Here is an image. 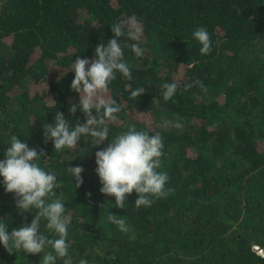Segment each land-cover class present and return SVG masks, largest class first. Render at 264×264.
<instances>
[{
	"label": "trees",
	"instance_id": "obj_1",
	"mask_svg": "<svg viewBox=\"0 0 264 264\" xmlns=\"http://www.w3.org/2000/svg\"><path fill=\"white\" fill-rule=\"evenodd\" d=\"M133 15L145 53L123 48L132 79L117 72L109 85L121 111L108 123V139L130 126L159 132L158 171L167 173L172 192L139 208L133 192L120 209L100 192L95 171V153L107 142L95 146L84 136L77 149L56 151L44 125L56 111L72 126L85 122L79 109L69 113L79 102L72 62L94 59L95 47L114 38L111 26ZM201 27L213 41L207 55L193 38ZM173 82L178 89L164 102L163 85ZM139 87L146 92L131 98ZM165 120L182 127L164 128ZM13 135L44 151L37 163L60 184L46 198H60L70 218L68 256L56 264H264V0H0V160ZM76 166L84 169L79 188L69 171ZM37 211L18 210L0 177V222L9 234ZM109 213L128 230L108 221ZM46 225L41 218V232L58 238ZM43 255L9 254L0 244V264H40Z\"/></svg>",
	"mask_w": 264,
	"mask_h": 264
},
{
	"label": "clouds",
	"instance_id": "obj_2",
	"mask_svg": "<svg viewBox=\"0 0 264 264\" xmlns=\"http://www.w3.org/2000/svg\"><path fill=\"white\" fill-rule=\"evenodd\" d=\"M111 32L114 38L108 41L107 46L100 43L95 47L94 59L77 57L71 65V71L75 74L71 90L79 94V102L71 103L69 113L75 115L79 109L84 114L85 122L81 124L78 121L72 126L63 113L56 111L54 123L44 125V137L46 142H53L56 151L65 148L77 149L78 141L84 136L91 137L95 146L107 142L105 148L95 153V171L102 185L100 192L115 197L116 208L123 209L127 196L133 192L138 196L135 207H150L153 198H164L172 192V189L165 187L167 173L158 171L162 166L160 158L164 154L161 134L157 132L150 135L130 126L126 132L110 141L108 139V123L117 121V114L121 111L119 103L109 95V85L116 79L117 72L128 80L132 79L130 67L124 60L123 48L128 47L136 57H143L145 49L139 44L143 28L133 15L113 24ZM121 37L134 43L122 44ZM193 38L201 45L199 50L202 55L212 52L213 41L207 29L198 28L193 32ZM193 83L204 87L198 80ZM192 86L187 85L189 88ZM163 89V101L167 102L176 93L178 84L165 83ZM145 92L143 87H139L131 92V98L140 97ZM155 103L159 104L160 101L155 100ZM170 125L177 129L182 127L179 121L173 123L165 120L162 124L164 128ZM4 155L5 159L0 160V177H3L5 191L15 194L18 210L29 213L34 208L38 211L30 224L14 228L10 234L7 226L0 222V244L9 254L21 250L32 255L44 253L40 264H56L57 257L68 256L69 246L66 239L70 224V218L65 214L66 209L60 198L46 203V198L55 197L54 190L60 187L57 176L38 165L37 161L45 156L43 150L38 153L15 135L11 137L10 147ZM69 171L75 179V188H79L83 184L81 173L84 169L76 166L70 167ZM86 195L90 197L91 193ZM41 218L47 220V229L54 231L58 238L50 239L41 232ZM107 220L122 232L128 230L126 220L120 215L109 213ZM48 246L51 247V252H45ZM64 264H72L71 259H65ZM79 264H88V261L81 259Z\"/></svg>",
	"mask_w": 264,
	"mask_h": 264
},
{
	"label": "water",
	"instance_id": "obj_3",
	"mask_svg": "<svg viewBox=\"0 0 264 264\" xmlns=\"http://www.w3.org/2000/svg\"><path fill=\"white\" fill-rule=\"evenodd\" d=\"M257 251V248H254ZM259 253L264 255V250L260 251Z\"/></svg>",
	"mask_w": 264,
	"mask_h": 264
},
{
	"label": "rangeland",
	"instance_id": "obj_4",
	"mask_svg": "<svg viewBox=\"0 0 264 264\" xmlns=\"http://www.w3.org/2000/svg\"><path fill=\"white\" fill-rule=\"evenodd\" d=\"M259 252V251H258Z\"/></svg>",
	"mask_w": 264,
	"mask_h": 264
}]
</instances>
